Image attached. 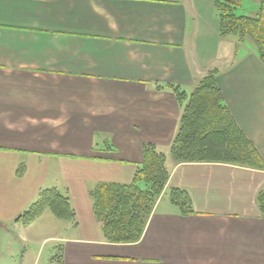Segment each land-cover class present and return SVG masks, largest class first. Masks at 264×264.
<instances>
[{"label": "crops", "instance_id": "crops-1", "mask_svg": "<svg viewBox=\"0 0 264 264\" xmlns=\"http://www.w3.org/2000/svg\"><path fill=\"white\" fill-rule=\"evenodd\" d=\"M215 1L0 0V264L42 220L66 232L51 236L59 264H264V170L177 164L170 153L182 106L166 86L190 94L216 68L228 108L264 159V63L218 31L230 47L224 57L196 51L201 13ZM145 144L167 155L168 184L142 239L109 243L89 193L100 182L129 183ZM53 187L70 198L75 222L49 211L17 221ZM172 188L187 192L194 213L171 203Z\"/></svg>", "mask_w": 264, "mask_h": 264}, {"label": "trees", "instance_id": "trees-1", "mask_svg": "<svg viewBox=\"0 0 264 264\" xmlns=\"http://www.w3.org/2000/svg\"><path fill=\"white\" fill-rule=\"evenodd\" d=\"M215 8L219 15L220 37L236 39L237 43L247 46L249 41L252 42L255 47H249L264 63L261 16L242 13V0H216ZM217 75L218 69L209 70L190 94L179 86H166L175 92L182 106L179 128L170 146L172 158L177 164L225 163L264 170V159L236 123L218 87ZM162 88L161 85L157 87ZM24 170V164H21L17 170L18 176H22ZM170 174L167 155L156 145L145 144L143 161L129 183L100 182L95 185L89 195L105 241L132 244L142 239ZM169 199L182 215L194 213L187 192L172 188ZM257 202L264 216V190L258 194ZM45 211L62 221L76 220L70 198L53 187L41 190L36 201L17 221L30 225Z\"/></svg>", "mask_w": 264, "mask_h": 264}, {"label": "rangeland", "instance_id": "rangeland-1", "mask_svg": "<svg viewBox=\"0 0 264 264\" xmlns=\"http://www.w3.org/2000/svg\"><path fill=\"white\" fill-rule=\"evenodd\" d=\"M241 12L249 16H261L262 28L260 36L264 39V1L262 3V0H242ZM201 16L204 17L203 26L206 28V32L198 38V49L196 51L199 52L201 57H206V59L224 57L230 47L226 42H218L216 31L219 33V15L215 6L209 7L207 4ZM233 41L237 42L236 39H233ZM249 46L255 47L250 41ZM52 217L56 219L54 216ZM25 230L27 235L33 238V241L22 242V248L15 255H10L9 264H59L60 244L51 236L66 234L65 230L61 229L59 225L44 223L43 220L36 222L31 228H26ZM38 257L39 259H37Z\"/></svg>", "mask_w": 264, "mask_h": 264}]
</instances>
